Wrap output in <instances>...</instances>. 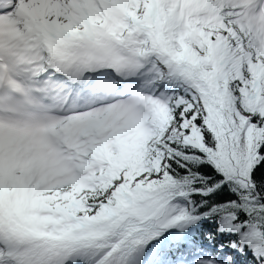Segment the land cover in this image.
Masks as SVG:
<instances>
[{
    "label": "snow or ice",
    "instance_id": "obj_1",
    "mask_svg": "<svg viewBox=\"0 0 264 264\" xmlns=\"http://www.w3.org/2000/svg\"><path fill=\"white\" fill-rule=\"evenodd\" d=\"M0 264H264V0H0Z\"/></svg>",
    "mask_w": 264,
    "mask_h": 264
}]
</instances>
